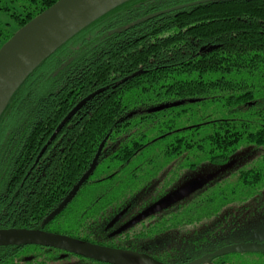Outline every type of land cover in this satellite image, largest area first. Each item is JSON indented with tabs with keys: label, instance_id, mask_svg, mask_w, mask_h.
I'll return each mask as SVG.
<instances>
[{
	"label": "trees",
	"instance_id": "obj_1",
	"mask_svg": "<svg viewBox=\"0 0 264 264\" xmlns=\"http://www.w3.org/2000/svg\"><path fill=\"white\" fill-rule=\"evenodd\" d=\"M56 1L18 0L19 28ZM15 31L0 28V47ZM263 210L264 0H127L50 53L0 114V228L55 222L168 264H264L263 250L225 249L252 242L246 217ZM9 246L0 264L22 250ZM53 250L46 262L110 264Z\"/></svg>",
	"mask_w": 264,
	"mask_h": 264
},
{
	"label": "water",
	"instance_id": "obj_2",
	"mask_svg": "<svg viewBox=\"0 0 264 264\" xmlns=\"http://www.w3.org/2000/svg\"><path fill=\"white\" fill-rule=\"evenodd\" d=\"M127 0H58L47 9L40 12L36 17L26 22L21 28L0 47V114L5 109L12 94L28 76L32 70L39 65L47 56L70 39L73 34L82 30L94 19L105 14L108 10L116 7ZM153 16V15H151ZM88 97H86L87 99ZM86 99L78 102L77 105L65 116L58 125L59 131L76 111L82 107ZM182 103L177 101L166 103L156 107L165 109L169 106H176ZM55 135V133H54ZM54 136H52L53 138ZM97 156L94 158L87 172L79 179L76 186L69 193L68 197L58 205L57 209L49 214L48 220L52 219L61 211L68 201L79 190L87 177L92 172ZM197 184L185 185L174 193L170 200L182 198L194 190ZM168 202V201H167ZM166 202V203H167ZM159 206L149 208L139 213L129 224L135 223L147 217L150 213L159 210ZM41 244L73 251L90 259L110 264H168L160 261L152 255L132 249L114 248L91 243L83 239L69 237L64 234H56L40 229H0V246L13 244ZM256 249L264 251V242H240L229 244L226 250Z\"/></svg>",
	"mask_w": 264,
	"mask_h": 264
},
{
	"label": "rangeland",
	"instance_id": "obj_3",
	"mask_svg": "<svg viewBox=\"0 0 264 264\" xmlns=\"http://www.w3.org/2000/svg\"><path fill=\"white\" fill-rule=\"evenodd\" d=\"M18 0H0V28H5L9 31H15L20 26L16 23V14H22L21 7H18ZM238 115V113H235ZM246 231L252 242H264V210L263 212L250 213L246 217ZM263 222V223H262ZM258 255L257 253H254ZM262 256V255H261ZM78 259H71L67 262H77ZM46 264H54L49 261ZM60 264V262H59ZM81 264H85L83 261ZM197 264V263H196ZM209 264V263H207Z\"/></svg>",
	"mask_w": 264,
	"mask_h": 264
},
{
	"label": "flooded vegetation",
	"instance_id": "obj_4",
	"mask_svg": "<svg viewBox=\"0 0 264 264\" xmlns=\"http://www.w3.org/2000/svg\"><path fill=\"white\" fill-rule=\"evenodd\" d=\"M1 228H4V227H1ZM0 228V229H1ZM13 228H19V229H24V228H26V229H32V230H35V229H37V228H29V227H12V228H6V229H13ZM58 228H59V225H56L55 224V222L54 223H52V224H48V225H46V227L45 228H43V229H41V228H38V229H40V230H44V231H49V232H52V233H56V234H58V233H60V234H64V235H66L65 233H63V232H61L60 230H58ZM67 236H69V235H67ZM71 236V235H70ZM69 236V237H70ZM71 237H74V238H77V237H75V236H71ZM77 239H80V238H77ZM82 239V238H81ZM80 239V240H81ZM83 240H86V239H83ZM86 241H88V240H86ZM89 242H91V241H89ZM94 242V241H93ZM93 242H91V243H93ZM94 243H97V244H100V243H98V242H94ZM13 245H20L21 247H22V250H18L17 252H16V254H14V257H13V259H14V264H28L26 261H24V258L25 257H28V256H38V258H37V260L36 261H33L32 262V264H46V258L47 259H49V257H50V254L51 253H53V248H56V247H52V246H44V245H41V244H30V245H28V243H25V244H13ZM13 245H10L9 247H12ZM100 245H102V246H104V245H106V246H110V245H107V244H100ZM110 247H113V246H110ZM114 248H116V247H114ZM119 248V247H118ZM57 249H62V248H57ZM26 250L30 253H32V254H28L27 255V253H26ZM64 250V249H63ZM20 251V252H19ZM65 251H67V250H65ZM15 251L13 250V253H14ZM48 252H50V253H48ZM71 254V255H75V256H81V255H79V254H77V253H75V252H73V251H68V253H66V254ZM146 253V252H145ZM148 254V253H147ZM151 255V254H150ZM49 256V257H48ZM85 257V256H84ZM85 258H88V257H85ZM90 259V258H89ZM91 260H93V259H91ZM97 261V260H96ZM48 262V261H47ZM101 262V261H100ZM103 263H105V262H103Z\"/></svg>",
	"mask_w": 264,
	"mask_h": 264
}]
</instances>
